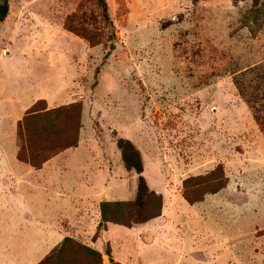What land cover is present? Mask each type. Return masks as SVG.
Returning a JSON list of instances; mask_svg holds the SVG:
<instances>
[{"label": "rangeland", "instance_id": "rangeland-1", "mask_svg": "<svg viewBox=\"0 0 264 264\" xmlns=\"http://www.w3.org/2000/svg\"><path fill=\"white\" fill-rule=\"evenodd\" d=\"M3 2L0 188L94 172V196L77 192L54 231L103 264H264V0ZM20 190L24 207L0 211V264H37L63 239L46 253L20 216L40 201ZM157 197L153 227L88 223L102 202L153 215Z\"/></svg>", "mask_w": 264, "mask_h": 264}, {"label": "crops", "instance_id": "crops-1", "mask_svg": "<svg viewBox=\"0 0 264 264\" xmlns=\"http://www.w3.org/2000/svg\"><path fill=\"white\" fill-rule=\"evenodd\" d=\"M55 158H56V155H55ZM51 159L53 160L54 157ZM52 160H48V161L51 162ZM48 161H46V162H48ZM53 161H54V163L56 162L55 159ZM1 162H0V165H1ZM64 163H67V158L64 161ZM2 168H0V176L3 175V177H5V179H6V177H8V179H9L10 177L7 176V175H9L7 173V170L3 171L4 169H6V167L4 166L3 170H2ZM41 168H39L38 170H33L32 175L33 174L36 175V173L38 171H40ZM72 172L73 171L71 169L70 170L65 169L62 171L59 169H56V170L53 169L49 172L50 175L47 176L46 181L41 182L40 184L39 183L37 184V183H35L36 178H33L31 183H26L24 186L23 185L20 186L19 190H15V191L13 188H15L17 184L16 185L13 184V178H12V183L10 184V186L12 188H8V190H7L6 186H5L6 184L2 185L0 188V190L3 191L2 192L3 195H1V197H0L1 214H4V213L11 214L12 212H17L16 210H18L19 208H21L23 206V200H22L23 197H22L21 193L19 192V191H21L20 189L22 187L29 188L30 192L33 193V195L30 198L31 201H35V200L40 201V207L37 210H35V208H32V211H31L32 213H29L30 215L26 212L24 214H21L20 216L21 217L23 216V218H24V216L33 218V221H34L33 226L35 228L34 229L35 233L37 232V233H41L42 235H44V245L43 246H48L46 253L51 248L50 245H48L50 243V241H54V239L57 237L59 239L63 238L60 235H58V233H56L54 231V225L57 222H59L58 219L61 218L67 225L68 223H70V218L75 219L78 216V209H76V208H78L79 206L72 204L71 199L75 195H77V192H80V191L88 192L91 196H94V192L96 191L97 183L95 182V180L90 179V176L93 175L94 172L89 171V173H90L89 176H88V174L86 176H83V177L81 176L82 177L81 179H80V177H78L79 183H80V181L83 182V184L80 183V186L73 185V183L71 182L72 176H73V181L76 179V178H74L73 174L71 175ZM14 174H17V173L15 172ZM14 180L17 181V179H14ZM36 181H38V179ZM60 181H62V182H60ZM65 184H67V186H65ZM81 185H83V186H81ZM45 193H48V195L46 197H45ZM15 197H17V200L15 199ZM43 197H45V198L43 199ZM74 198H76V197H74ZM50 200H53V202H54V209L51 211L46 209L47 207H49L48 203H51ZM105 200L109 201L111 199H105ZM43 203L46 204L45 208H44V206L42 207ZM69 203L71 204V206H69L70 205ZM6 211H8V212H6ZM160 215H162V213ZM4 220H5V218H4ZM153 221H156V220H152V221L148 220V221L142 223L141 227L144 228V225L146 226V224L152 225ZM89 222H92V225L94 224V226H95L94 231H95V229L97 228V225L99 223L98 210L94 214V219L93 220L89 219L88 223ZM107 224H109V223H107ZM114 225L111 224L110 227H106L107 231L110 230L111 226H114ZM38 226H42L43 229L41 227H38ZM153 226L154 225H152L151 227H153ZM116 227L120 228V226H116ZM137 228H139V227H137ZM122 229L127 230L125 228H122ZM88 230L89 229H87V228L85 230L80 229V231L82 233L87 232ZM93 234H95V232ZM94 250H96V249L94 248ZM173 250H175V249L173 248ZM177 253L178 252H175V254H177ZM43 254H45V252ZM101 264H103V261L101 262Z\"/></svg>", "mask_w": 264, "mask_h": 264}, {"label": "trees", "instance_id": "trees-1", "mask_svg": "<svg viewBox=\"0 0 264 264\" xmlns=\"http://www.w3.org/2000/svg\"><path fill=\"white\" fill-rule=\"evenodd\" d=\"M100 2V1H99ZM101 3V2H100ZM6 11V5L5 2L0 4V21L5 16ZM18 128V127H17ZM16 134L19 136V133L16 132ZM68 146H72L73 144L71 142H67ZM74 147V145L72 146ZM18 149V152L16 154L17 159L24 161V158H22L20 150ZM33 160L27 159L24 162L32 164L35 168H38L39 164L36 166V163L32 162ZM136 162V163H135ZM135 162H132L130 164V167L136 171V173H140V164L138 158H135ZM144 189L143 183L141 180H139V183L137 185L136 193H137V200L133 205L138 206L139 208L143 207V204L140 201L141 198V190ZM122 204L118 202H102L99 204V223L98 226H104L105 223L109 222L112 224L128 227L133 224H140L148 221L152 217L158 216L159 211V205L160 201L159 198H155L154 201V214L153 215H145V216H139L135 215L134 217H129V215H124L119 213L118 207H120ZM132 218V219H130ZM76 255H81L84 258V262H81V260L77 259ZM107 256V254H106ZM75 258V259H71ZM50 260V264H101V255L99 252H97L94 249L88 248L84 245H80L78 243H74L69 238H63L60 246L50 255L45 257L43 260H41L37 264H46ZM108 263L109 264H117L112 262L108 257Z\"/></svg>", "mask_w": 264, "mask_h": 264}]
</instances>
